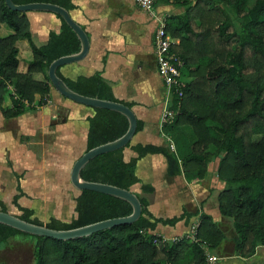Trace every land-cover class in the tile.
Masks as SVG:
<instances>
[{
	"label": "trees",
	"instance_id": "16d2710c",
	"mask_svg": "<svg viewBox=\"0 0 264 264\" xmlns=\"http://www.w3.org/2000/svg\"><path fill=\"white\" fill-rule=\"evenodd\" d=\"M11 2L49 3L67 12L74 8L69 0ZM156 3L180 9L164 18V30L175 40L170 52L180 62L184 82L180 97L173 91L169 95L167 108L173 117L160 126L165 143H128L92 158L79 175L87 182L130 190L139 184L135 164L147 154L161 155L166 175H182L187 182L202 180L207 165L217 160L215 174L222 188L216 194V209L231 226V256L248 258L256 247H264V0H155ZM54 16L60 22L58 32H49L45 43L36 46L25 13L9 10L0 0V25L8 31L0 36V114L4 119L46 105L51 88L46 75L48 65L79 50L75 34ZM17 41L27 44L30 55L23 72L17 71ZM55 74L79 95L132 107L113 97L100 71L74 79L61 76L59 68ZM37 75L40 79L35 78ZM5 96L9 107L3 105ZM91 111L92 115L85 118L84 152L115 140L127 129L122 115L105 109ZM141 126L136 120L135 133ZM125 148L135 154L127 162L122 159ZM15 191L11 205L19 212L16 217L52 230L74 229L131 213L130 205L123 200L83 190L73 199L74 216L68 222L49 218L43 223L33 217L31 209L17 203L25 197L18 184ZM139 191L151 193L152 188L140 185ZM135 196L141 210L131 224L68 241L31 236L0 224V247L12 237L27 238L32 244L33 264H203L205 253L217 249L225 239L219 225L200 212L193 234L195 242L183 236L173 242L154 243L161 238L153 233L157 224L174 226L190 215L182 212L172 218H155L147 210L146 201ZM0 211H6L1 203Z\"/></svg>",
	"mask_w": 264,
	"mask_h": 264
},
{
	"label": "crops",
	"instance_id": "0c3cea01",
	"mask_svg": "<svg viewBox=\"0 0 264 264\" xmlns=\"http://www.w3.org/2000/svg\"><path fill=\"white\" fill-rule=\"evenodd\" d=\"M69 1L74 8L68 14L86 34L88 48L83 59L59 67V73L65 78L74 79L100 71L113 97L132 104L131 110L142 124L140 131L132 136L130 145H164L159 120L165 94L156 73L153 48L156 22L137 8L133 0ZM154 12L165 18L169 14L179 13L180 9L156 3ZM25 16L36 46L45 43L49 32L59 30L60 22L53 14L27 12ZM7 33L6 28L0 25V36ZM17 47L19 53L29 60L27 44L20 41ZM49 94L52 96V93ZM53 104H46L13 119H4L0 114V203L5 209L6 203L11 204V198L16 194V184L26 197L27 188L37 189L46 186L48 181L52 183V180L53 184L55 180L61 184L66 172L69 181L70 167L85 149V118L92 115L91 109L60 96H56ZM3 105H10L7 96ZM60 108L65 110L66 115L57 120L59 115H56V111ZM50 112L51 116L48 115ZM47 122L49 127L46 126ZM47 134L51 138H45ZM134 156L129 148L123 149L124 162ZM216 164L217 160H214L207 165L202 180L187 182L182 175H166L165 160L161 155L147 154L136 162L134 173L139 184L131 188L134 194L146 201L147 210L153 217L172 218L182 212L190 215L187 220L183 219L174 226L157 224L154 234L166 239L189 236V229L196 227L200 212L219 224L221 217L216 209V194L222 188V183L216 178ZM17 170H21L22 175ZM140 185L152 188V192H140ZM21 206L29 208L25 204ZM223 233L225 239L210 252L218 259L225 260L224 264H264V247H256L248 258L233 257L230 255L233 233L229 229ZM229 246L231 253L219 256Z\"/></svg>",
	"mask_w": 264,
	"mask_h": 264
},
{
	"label": "water",
	"instance_id": "95a60500",
	"mask_svg": "<svg viewBox=\"0 0 264 264\" xmlns=\"http://www.w3.org/2000/svg\"><path fill=\"white\" fill-rule=\"evenodd\" d=\"M4 4L9 10L15 12H45L56 15L77 37L79 41V50L77 53L59 57L51 61L48 65L46 75L51 88L60 97L74 104L89 109H105L122 115L127 120V129L120 137L116 138L115 140L104 143L102 145L96 146L92 149L83 152L72 163L70 167L69 183L72 188H74L78 193L80 191L87 190L123 200L130 205L131 213L125 217L107 219L74 229L52 230L45 228L44 226H38L25 222L17 218L16 215L10 214L7 211H0V224L27 235L50 238L58 241H68L88 237L102 230L135 222L140 215L141 207L137 197L132 191L121 189L107 184L87 182L81 179L79 175L81 168L92 158L101 154L124 148L126 144L130 143L131 138L135 133L136 127V118L131 108H128L120 103L109 102L97 98H89L79 95L71 91L63 83V81L56 76L55 71L57 68L63 65L80 61L84 58L88 48L86 34L81 29V27L70 18L66 10L57 5H52L49 3H28L24 5H14L11 0H4Z\"/></svg>",
	"mask_w": 264,
	"mask_h": 264
},
{
	"label": "rangeland",
	"instance_id": "374dc122",
	"mask_svg": "<svg viewBox=\"0 0 264 264\" xmlns=\"http://www.w3.org/2000/svg\"><path fill=\"white\" fill-rule=\"evenodd\" d=\"M19 42L20 41L16 42V46H18ZM29 56L30 55H28V57ZM17 59L19 60L17 71L22 72L25 69L24 65L26 61H28V59L24 58V56L21 53L18 54ZM35 77L40 79V76H35ZM50 93H52V96L49 94L47 104L54 105L53 103H55V98L56 96L57 98H59V95L56 94L52 88H50ZM34 114L36 115L37 112ZM34 114H28V115L34 116ZM48 115L51 116V112L48 113ZM56 115H59V117H57V120L65 118V115H66L65 110L63 108L57 109ZM46 126L49 127L48 122ZM31 137H34V136H31ZM45 138H51V135L47 134ZM19 142H21V139H19ZM16 167H17V164L15 168ZM16 172L21 173L22 175L21 170H17ZM9 182H10V178L8 177V184ZM46 183H47L46 186H41L37 189L31 190V188L29 189L27 188L26 197H23V199L20 198L19 200H17V203L20 206L21 204H25L26 206H28L33 211V217L37 218L39 221L43 223L47 222L49 218H54L62 222H68L74 216L73 199L77 194V191L74 188H72V186L70 185L68 181V173L66 172V174H64L61 184H59L60 182H58L57 180H55L54 184H53V180H52V183H50L49 181ZM133 190L134 189L130 188V191L133 192ZM21 201L23 203H21ZM6 211L13 215L19 214V212L10 204V202L6 203ZM218 225L223 232H226L227 229L231 230L229 221L225 219L221 218L219 220ZM229 248L230 246L228 248H224L222 252L223 254H219V256L224 257L227 255V253L230 254L231 250ZM212 254L215 255L213 252ZM224 262L225 260L217 259L215 264H224ZM0 263L33 264L31 242L27 238H23V237L16 236V237L10 238L7 241L6 245L0 247Z\"/></svg>",
	"mask_w": 264,
	"mask_h": 264
},
{
	"label": "built area",
	"instance_id": "2783aa9c",
	"mask_svg": "<svg viewBox=\"0 0 264 264\" xmlns=\"http://www.w3.org/2000/svg\"><path fill=\"white\" fill-rule=\"evenodd\" d=\"M134 4L142 12L147 13L156 22L157 27L153 34V48H154V59L155 67L158 78L160 79L164 88V106L160 114L159 126L163 123L169 122L173 113L168 110L167 104L171 91L180 97L181 90L184 87V82L180 77L179 66L180 62L177 58L170 52V46L175 43L164 30V18H161L158 14L154 12L155 0H133ZM169 150L173 151V145L168 142ZM195 226L191 227L189 240L195 242L193 238ZM176 238L166 239L161 237L159 240L154 241V243L163 242H173L177 240ZM217 257L209 252L204 255L203 264H215Z\"/></svg>",
	"mask_w": 264,
	"mask_h": 264
}]
</instances>
